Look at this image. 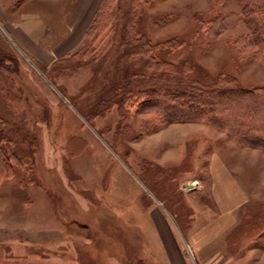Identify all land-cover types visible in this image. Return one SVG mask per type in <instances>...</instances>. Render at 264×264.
Returning a JSON list of instances; mask_svg holds the SVG:
<instances>
[{
    "label": "rangeland",
    "instance_id": "374dc122",
    "mask_svg": "<svg viewBox=\"0 0 264 264\" xmlns=\"http://www.w3.org/2000/svg\"><path fill=\"white\" fill-rule=\"evenodd\" d=\"M18 1L0 0V147L19 157L0 177V264H258L247 253L264 248V150L206 121L162 125L146 94L153 86H264V50L251 38L264 0H130L133 10L113 0L101 33L87 41L102 0L71 49L49 33L63 27L55 17L65 0ZM41 9L53 12L50 22L28 19ZM31 24L41 45L33 50L17 40L21 29L32 35ZM212 154L250 196L225 247L198 259L170 231L169 247L157 246L151 232L128 224L127 206L116 208L113 200L132 202L143 224L159 199L184 229L193 205L211 203Z\"/></svg>",
    "mask_w": 264,
    "mask_h": 264
},
{
    "label": "crops",
    "instance_id": "0c3cea01",
    "mask_svg": "<svg viewBox=\"0 0 264 264\" xmlns=\"http://www.w3.org/2000/svg\"><path fill=\"white\" fill-rule=\"evenodd\" d=\"M68 1L69 3L65 0V4H63L62 9H60L61 11H58L57 16L55 17L57 24L59 23L61 26H63L62 29H50L49 33L51 34L53 33V30H57L56 33L59 34V37L56 35L51 37H57L59 44L66 40L65 46H68L69 49H71V47L75 44L72 41L74 39H78L81 34H84L86 27L90 23L94 12L96 11L97 4L102 0H72L73 5L71 6V9H68V5L70 4L71 0ZM64 5H66L65 9H63ZM41 11L42 12H36L35 14L33 12L28 13V19H32L34 15H38L39 17H43L40 19V21L47 20V22H50L51 18L54 16L53 12L46 11L45 9H41ZM78 26H80V29L76 30V27ZM27 28L32 31V35H28L26 33V29L24 32V30L20 28L21 33H23H18L17 40H19L22 44L24 43L23 45L29 46L33 50L35 46H41L38 42L39 39H37V35L33 34L37 30V25L31 24ZM39 29L42 31L43 27H39ZM40 39L43 40L42 38ZM46 46L51 47V44L48 43ZM58 46L59 45L55 47L58 48ZM39 49L41 50L40 54L43 55L49 52L45 49L44 51L41 48ZM214 154H212L211 161L208 165L211 203L203 205L202 208H199V206L198 209L194 208L195 206L193 205L191 208L192 211L188 225L184 229L181 230L176 222H173V224L169 222L168 211L165 209L163 203L159 199H157L156 203L154 204L158 210H156L155 214L146 213L148 218H145V222L143 224L139 223L140 220H138L136 217H132V211L134 210L132 207V202L131 204L129 203L128 205H125L117 199L113 200L117 206L116 208L118 209L121 207V205L124 207L127 206V215L129 216L127 221L128 224L137 230L142 231L143 233L151 232V238H156V240L159 241L157 246L160 245V247H169V238L167 234L169 235L168 232L170 231V237H173L174 241L176 240L175 238H178L180 234L193 255H195V257L198 259L207 253L225 247L228 242V233L237 225V217L240 215V210L246 205L250 196L249 191L242 186L239 179L235 176V173L221 161L219 156ZM140 210L143 214L144 210L141 208ZM200 212H202V214ZM200 214L202 215L201 217L199 216ZM156 217L161 218L162 221L158 220ZM155 219H157V221H155ZM155 224L158 225L156 226ZM153 228L155 230V234H153ZM160 230L163 231V233L167 236L165 237V241L167 240V245L160 242L161 239L159 238V234L162 233ZM145 235L147 234L145 233ZM145 241L147 240L145 239ZM156 244V242H151L145 245L155 246ZM249 253L251 257H255V262H258V264H264V248L259 249L257 247L255 250H249L247 254ZM160 254L161 253H157V256L160 257ZM219 254H222L221 250L220 252L217 251L216 253V255ZM168 256L169 252L167 251L165 260L161 259V261L167 263ZM235 263H239L238 259L230 257V259H225L220 264Z\"/></svg>",
    "mask_w": 264,
    "mask_h": 264
},
{
    "label": "trees",
    "instance_id": "16d2710c",
    "mask_svg": "<svg viewBox=\"0 0 264 264\" xmlns=\"http://www.w3.org/2000/svg\"><path fill=\"white\" fill-rule=\"evenodd\" d=\"M20 1L22 0L18 2ZM112 2L113 0H105L94 22L86 32L87 41L96 39L97 35L101 33L100 29L98 30V25L104 12L110 16L113 14ZM127 5L131 10L135 9V1L131 3L128 0ZM105 7H108V11L104 9ZM253 24L252 41L258 48L264 50V21L259 23L257 21ZM138 48L134 45L133 53ZM142 67L144 69L146 65L144 64ZM147 92L145 94L148 106L154 108L159 123L162 125L169 122L206 121L226 130L240 143L264 150V112L259 113L257 109L260 104L264 106V86L252 90L217 84L213 87L196 84V86L186 87L182 90L153 86ZM234 101L240 102L247 112L245 114L233 112L229 103ZM262 108L264 109V107ZM257 111L258 113H256ZM235 124L242 125L246 129H236ZM17 163H19L18 155L13 150H6L1 146L0 177L11 174Z\"/></svg>",
    "mask_w": 264,
    "mask_h": 264
}]
</instances>
